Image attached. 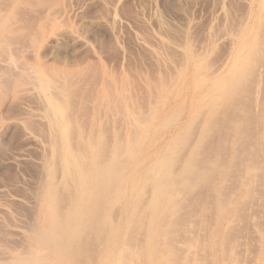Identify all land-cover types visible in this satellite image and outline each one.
<instances>
[{
	"label": "bare ground",
	"instance_id": "6f19581e",
	"mask_svg": "<svg viewBox=\"0 0 264 264\" xmlns=\"http://www.w3.org/2000/svg\"><path fill=\"white\" fill-rule=\"evenodd\" d=\"M213 1L179 72L147 69L150 86L98 81L88 96L82 69L54 78L40 60L10 94L0 82V99L39 92L48 146L42 220L0 264H264V0ZM22 6L45 4L0 0V63L14 69L39 38Z\"/></svg>",
	"mask_w": 264,
	"mask_h": 264
},
{
	"label": "rangeland",
	"instance_id": "374dc122",
	"mask_svg": "<svg viewBox=\"0 0 264 264\" xmlns=\"http://www.w3.org/2000/svg\"><path fill=\"white\" fill-rule=\"evenodd\" d=\"M41 1L45 4L40 7L43 10L38 8L41 13L37 8L22 6L23 10L26 7L25 10H28L26 12L35 18V20L33 18L34 29L38 30L34 32H37L36 35L38 34L40 38L32 42L29 35H27L29 39L26 36L27 45L25 44L24 49L26 59L18 60L19 66L24 65L23 68L16 65L18 68L14 69L8 58L4 59V63H0L2 68L0 82L4 83L2 90L9 94L16 81L18 84L19 79L29 77V68H35L33 63L34 61L37 63V60L48 66L46 68L54 78L59 76L57 73L61 70L62 73L66 70L82 69L84 75L81 73V83L85 82L82 87L87 89L85 91L88 96L91 95L98 81L109 80L111 85L118 88L120 86L131 88L137 84L150 86L153 82L149 79L148 70L152 72L151 70L155 68L158 70L163 67L164 73L171 78L181 69L179 59L181 61L184 57L186 35L191 31L189 27H193L195 37L204 38L205 33L201 32L206 29H204L205 23L211 16L214 2L213 0ZM37 15H41L43 19L39 17L41 20H38ZM72 15L73 17L70 18ZM144 47H150L151 51L145 49L146 52ZM148 52H152V56ZM158 59L161 60L160 63ZM170 69H174L175 72L171 73ZM98 74L101 78L97 76ZM132 75L136 77L133 78ZM9 76L16 78L11 80ZM25 89L27 91L25 94L20 93L23 96L19 101L12 95L7 96L8 94L7 97L0 99V253H6L11 246L22 242L23 235L27 233L26 229L31 228L32 224L36 225L43 217L42 209L34 204L36 203L34 195L45 177L42 161L48 146L47 138L40 132L46 126V121L42 119L44 105L43 98H39L41 96L37 90L32 86Z\"/></svg>",
	"mask_w": 264,
	"mask_h": 264
}]
</instances>
